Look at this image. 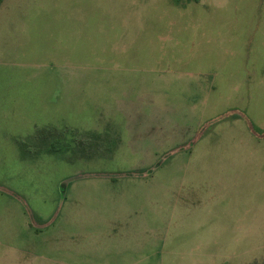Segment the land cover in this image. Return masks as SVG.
I'll return each mask as SVG.
<instances>
[{"label":"rangeland","instance_id":"obj_1","mask_svg":"<svg viewBox=\"0 0 264 264\" xmlns=\"http://www.w3.org/2000/svg\"><path fill=\"white\" fill-rule=\"evenodd\" d=\"M184 2L2 0L0 264H264V0Z\"/></svg>","mask_w":264,"mask_h":264},{"label":"trees","instance_id":"obj_2","mask_svg":"<svg viewBox=\"0 0 264 264\" xmlns=\"http://www.w3.org/2000/svg\"><path fill=\"white\" fill-rule=\"evenodd\" d=\"M175 1V3L176 4H178V0H174ZM185 2H184V4H188V3H197L198 2V0H184ZM1 2H2V0H0V4H1ZM184 4H181V6H184ZM53 148V146L51 145V149ZM55 146H54V149H52V150H50L49 151V153H57V152H59V149H60V147H59V149L57 148L56 150H55Z\"/></svg>","mask_w":264,"mask_h":264}]
</instances>
